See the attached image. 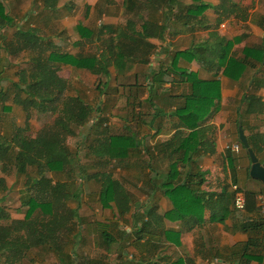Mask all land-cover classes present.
Here are the masks:
<instances>
[{"label": "crops", "instance_id": "0c3cea01", "mask_svg": "<svg viewBox=\"0 0 264 264\" xmlns=\"http://www.w3.org/2000/svg\"><path fill=\"white\" fill-rule=\"evenodd\" d=\"M202 3H205L204 7L195 8ZM41 7L44 12H49L51 20L57 17V12L60 14V23L53 29L56 32L41 37L64 51L98 57L104 54V59L106 53L114 57L120 46L125 45V54L130 53V46L138 47L133 58L125 56L124 61L106 58L107 73H93L69 64L61 65L57 72L67 83L65 94L80 95L93 109L98 108V114L106 119L102 124L107 128L105 135H127L136 142L124 158L111 160L113 170L110 173L112 176L119 173L132 175L131 182L135 180L140 196L132 197L130 193L126 202L131 208L123 215L118 214L114 202L110 207L101 206L100 217L84 218L79 214L80 221L76 218L75 230L78 237L74 240L78 250L76 264H87L88 259L96 260V264H237L238 261L264 264V239L260 234L253 235L252 231L240 228L243 218L247 217L249 221L254 212L230 205L229 214L219 221L210 218L208 208L201 211L197 205L193 217L184 216V210L182 213L176 211L172 200L163 193L168 165L179 152H174L172 147L164 149L162 143L189 131L181 126L174 113L182 95L188 93L189 84L172 70L165 75L168 80L156 81V78L164 77L157 74L160 69L171 68L174 52L191 47H211L221 38L233 40L239 37L232 44V53L241 57L244 46L264 44V0H132L127 4L124 0H42ZM180 14L186 16L174 18ZM164 22L167 23L164 37L157 36V26ZM78 25L91 31L90 38L79 35ZM143 27L155 34L138 37L137 33L142 32ZM118 33L123 37H117ZM26 52L23 67L28 68L30 55ZM8 56L17 57L19 53ZM176 68L196 72L203 79H218L220 98L217 111L203 124L212 128L208 132V142L213 141L214 152L201 150L192 156V163H178L180 174L178 179H173V185L185 179L197 181L196 173L200 171L203 175L200 190L219 192L225 184L232 190L231 173L224 155L228 146L238 142L239 113L245 136L257 135V157L264 165V63L256 68L254 79L257 83L255 81L253 86L249 81L256 71L254 68H246L238 80H233L222 73L223 67L205 69L197 58L185 53L177 57ZM88 74L105 76L97 89L99 93L103 92L99 100L92 89L95 79L89 83L82 78L79 80ZM111 75L129 82L118 92V87L107 82ZM248 88H252L261 100V107L253 113L245 112L246 103L241 100ZM109 89L117 93H111ZM231 151L236 156L237 185L242 190L253 189L264 197L258 184L250 188L240 186L247 177L245 169L250 160L242 148ZM256 205H259L258 201ZM102 231L113 237L110 244L103 242ZM95 235L98 236L96 239ZM249 236L260 237V244L244 247L242 244ZM241 255L249 256L250 261L246 263L245 256ZM257 255H261L260 260L255 258ZM30 261L33 264H38L37 261L39 264L52 263L46 256L41 260L32 257Z\"/></svg>", "mask_w": 264, "mask_h": 264}, {"label": "trees", "instance_id": "16d2710c", "mask_svg": "<svg viewBox=\"0 0 264 264\" xmlns=\"http://www.w3.org/2000/svg\"><path fill=\"white\" fill-rule=\"evenodd\" d=\"M124 1L126 4L132 2V0ZM204 6L205 3H202L195 8L200 9ZM184 16L186 15H174V18H183ZM13 23V18L7 13L3 0H0V27H9ZM166 24L164 22L157 26V36L164 37ZM146 28L137 33L138 37L143 38L149 36V34H155L152 31L148 32ZM78 31L81 37L90 38L91 36V31L86 26L78 25ZM37 33L38 30L33 27H16L10 38L6 39L4 36L0 38V47L8 55L25 52V50L30 55V61H27L29 63L26 65L28 68L21 67L18 69L15 73L17 80L12 83L15 89L14 93L26 94L23 99L15 97L23 105L26 115H29L31 108L36 109L41 106L42 111L51 112L52 115H55L52 123L44 124L33 137L25 135L17 125H14L9 136L0 130L1 167L5 172L14 170L17 175H25L24 186L21 190V202L27 206L22 219H7L8 217L0 210V221H5L0 223V264H18L27 256L29 249L33 247L54 251L62 264H76L75 258L77 259L78 254L75 253V250L66 253L64 250L65 245L60 243L69 234H73L71 241L78 237L75 231L76 218L80 221L79 201L76 199L78 191L74 186L73 177L75 163L72 161V157L74 154L67 145L66 138L74 132L73 128L82 129L85 126L93 107L79 95L65 94L67 83L57 72L61 65L69 64L87 69L93 73H99L100 71L107 73L108 63L105 61L106 58L112 57L113 59L118 58V60H123L125 56L133 58V56H136L134 50L138 47L130 46L132 49H130L129 55L123 52L125 45L120 46L119 52L115 54L116 57L115 55L114 57L113 55L108 56L106 53V58L103 59L104 54L102 53L100 57L93 54L69 53L60 49L59 46L51 45V41L40 37ZM121 35V33H118L117 37ZM238 38L233 40L221 38L211 47H191L192 49L174 52L171 57V68L160 69L157 72L160 76L164 75L160 79L156 78L158 82L168 80L169 78L165 75H168L172 70L176 71L189 84L188 93L182 95V101L174 111L181 126L189 131L185 135L172 137L162 143L164 149L172 147L174 152H179V155L170 161L168 165L169 169L166 174V182L163 184V193L172 200L176 211L181 212L184 210V213L181 212L184 216L193 217L195 215L194 207L198 205L201 211L204 208L210 210L212 220L216 218L223 221V218L230 212L229 206L233 202L234 190H230L228 184L222 185L219 192L200 190L199 186L203 182V175L200 171L196 173L199 177L197 181L191 182L190 179L177 180L180 183L173 185V179H178L177 177L180 174L177 170L178 163H192V156L201 150L206 153L214 152L213 141L208 142V132H211L212 128L210 125L203 124L207 118L217 111L220 98V82L218 79H203L198 77L196 72L177 69L176 59L179 54H191L194 58H197L205 69L218 70L223 67L222 73L225 76L238 80L246 68L256 69L264 63V44L251 47L244 46L241 57L232 53V44ZM141 54L142 52L139 56ZM256 72L257 69L249 81L252 86L255 81L257 83V80L254 79ZM245 87L247 88V85ZM1 89L0 87V94L2 93ZM241 100L246 103V113L256 112L259 110L257 108L261 107V100L258 95L253 93L252 88H248V91L243 93ZM95 110L98 111V108ZM238 119L244 129L241 113H239ZM94 120V129L100 128V130L94 134L88 147L92 155L96 157V162L102 161V167H105L112 159L124 158L128 151L136 146V142L130 136L105 135L107 128L102 125L106 120L105 118ZM85 136L84 134L82 137ZM246 138L249 146L257 155L259 150L256 141L257 135L250 134ZM237 141L239 148L244 149L248 157V153L239 138H237ZM224 158L231 173V184L237 185L236 156L232 153L230 147L227 148ZM249 166L250 164L246 167L245 172L247 177L251 178L249 176ZM30 168L32 173L29 172ZM81 168V165L77 166L79 171ZM49 172L51 175L48 174ZM80 172L79 174H81ZM52 173L55 176H52ZM63 174L65 175L64 179L62 178ZM81 175L84 179L93 178L97 180L99 183L97 199L103 208L110 207L111 202H114L119 215H123L130 210L131 206L126 202L131 197L130 193L111 173L99 169L97 172L82 173ZM0 184L2 185L0 187L4 188L3 177H0ZM262 186L261 191L264 193V185ZM237 187L242 190L238 185ZM242 191L246 199L244 209L247 212L252 211L254 214L249 221V218H243L245 220L240 224V228L244 231H252L253 235L260 234L261 239H264V215L261 213L259 205H256L259 194L257 195V191L253 189ZM71 199L76 200L77 205L75 207H71L67 203ZM38 208L44 217L41 219L30 218ZM100 234L105 244L111 242L113 237L108 232L102 231ZM258 244H260V237L256 239L249 236L248 240L242 245L246 247L247 245ZM244 256L246 263L249 262V256ZM255 258L260 260L261 255H257ZM96 263V260H87V264ZM237 264H241V262L238 261Z\"/></svg>", "mask_w": 264, "mask_h": 264}, {"label": "rangeland", "instance_id": "374dc122", "mask_svg": "<svg viewBox=\"0 0 264 264\" xmlns=\"http://www.w3.org/2000/svg\"><path fill=\"white\" fill-rule=\"evenodd\" d=\"M3 3L7 13L14 17L13 21L15 22V26L0 27V38H2L3 36L6 37V39L10 38L14 34L16 26H29L36 28L38 30L37 34L40 37L56 32L53 29L58 27L60 23V14L57 12V17L51 20L49 12H44L41 7L42 0H3ZM32 10H34V12H32ZM30 23L34 24L35 26H30ZM26 51L27 50H25L24 53H19V56L17 57H13L8 56L5 50L0 47V69L2 77V81L0 82V87L2 88V93L0 94V130L3 131L7 136L10 135L9 133L14 128V125H17L23 130L25 135L33 137L44 124L52 123L55 117V115H52L51 112L42 111V106L36 109L31 108L29 110V115L27 116L25 111L23 110V105L19 103L15 98L17 97L23 99L26 96V94H23L21 92L20 94L14 93L15 89L12 85V83L17 80V76L15 75L16 70L19 69L20 66L23 67V64L26 63ZM70 76L69 78L73 79V77ZM80 78H82L85 83H89L90 81L95 79L94 87L92 88L93 93L95 95V98L98 95L96 100L102 98L103 92L99 93L97 89H100V85L102 84L103 80H105L104 75L97 74V76L95 77L94 75L92 76L88 74V76L79 77V80ZM126 80L127 81L125 82V78H113L111 75L107 82L109 84L111 82L114 87H118L117 91L120 92L122 90V85H126L129 82L128 79ZM69 83L75 86V83L73 81L69 80ZM109 90L111 91V93H117L116 90ZM81 98H83L84 100V97ZM95 117V121L98 118H100V120L104 119V117L98 114V111L93 109L85 126L82 129H77L76 127L73 128L74 132L71 135H68L66 138V143L74 154L72 157V161L75 163V172L73 177L75 181L74 186L76 187V191H78V195L76 197V199L79 201L78 212L81 216H84V218L92 216L100 217L103 208L101 207L97 199V189L99 188V183L93 178L84 179L81 177V174L94 173L99 169L103 171V168L106 173L110 174V172H112L113 170V168L111 167L113 162L111 160L105 165V167H102V161L96 162V157L92 155V153L90 152V148L88 147V144L90 143V141H92L94 134H96V132L100 130V128L96 130L94 129L95 126L93 124V120ZM91 125H93V127H91ZM90 129L91 131H89ZM84 134L86 136L82 137ZM80 165L82 167L80 169L81 172L79 171V169H77V166L79 167ZM31 171L32 170L30 168L29 172L32 173ZM78 171L81 174H79ZM48 174L51 175L50 172ZM52 176H55L54 173H52ZM113 176L118 179L120 178L119 181L122 183V185L124 184L127 191L132 194V197L140 196V192L136 187L135 180L131 182L133 178L132 175H123L119 173V175L115 174ZM0 177L4 178V188L0 187V210L3 211V214L8 217L7 219H22L27 209V206L22 204L21 202V190L24 186L25 175H17L14 170L5 172L3 171L0 163ZM62 178H65L64 174L62 175ZM254 184H258L263 187L262 183L247 177L240 182V186L242 188H250ZM67 203L71 207H75L77 205L75 199H71ZM42 217L44 216H42L41 210L39 208L36 209L30 216V218L33 219H41ZM1 222L5 221H0V223ZM97 237L98 236L95 235L94 239H96ZM71 238L72 235L69 234L63 240H61L60 243L65 245L64 250H66V253H69L71 251L73 252L75 250V253L78 254V250H76L74 247V240L71 241ZM87 242H89L88 245L89 247H91L90 238H88ZM35 248L36 247L29 249L27 256H25L23 260L18 264H33V261H30L32 257L34 259L38 258L39 260H41L44 256L52 260L51 264H62V261H59L58 257L56 256L57 254L54 251H48L46 250V248H39L38 250H36ZM37 262L38 264L40 263V261Z\"/></svg>", "mask_w": 264, "mask_h": 264}, {"label": "water", "instance_id": "95a60500", "mask_svg": "<svg viewBox=\"0 0 264 264\" xmlns=\"http://www.w3.org/2000/svg\"><path fill=\"white\" fill-rule=\"evenodd\" d=\"M238 138L248 153L250 160L249 176L264 185V165L259 161L257 155L249 146L240 121L238 122Z\"/></svg>", "mask_w": 264, "mask_h": 264}, {"label": "built area", "instance_id": "2783aa9c", "mask_svg": "<svg viewBox=\"0 0 264 264\" xmlns=\"http://www.w3.org/2000/svg\"><path fill=\"white\" fill-rule=\"evenodd\" d=\"M228 147H230L231 150H234V151H238L239 149V145L237 143L232 144ZM231 188L232 190H234L233 202H232L233 207L239 210L244 209L245 203H246L244 192L238 189L237 185H232ZM257 198L259 202L260 211L261 213L264 214V197L262 195H258Z\"/></svg>", "mask_w": 264, "mask_h": 264}]
</instances>
